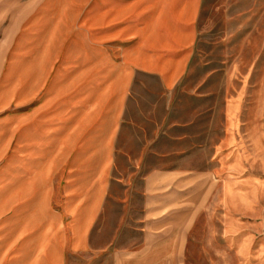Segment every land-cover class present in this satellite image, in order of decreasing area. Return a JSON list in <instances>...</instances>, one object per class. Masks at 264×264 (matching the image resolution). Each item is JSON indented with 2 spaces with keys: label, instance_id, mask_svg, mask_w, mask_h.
Instances as JSON below:
<instances>
[{
  "label": "crops",
  "instance_id": "obj_1",
  "mask_svg": "<svg viewBox=\"0 0 264 264\" xmlns=\"http://www.w3.org/2000/svg\"><path fill=\"white\" fill-rule=\"evenodd\" d=\"M56 3L64 22L49 25L56 54H39L31 74L18 75L15 116L0 122V264H188L192 231L217 183L210 172L186 170L184 155L151 151L134 162L139 219L128 198L130 213L99 236L108 203L122 200L112 190L126 188L116 142L128 85L141 75L165 92L176 87L201 0Z\"/></svg>",
  "mask_w": 264,
  "mask_h": 264
},
{
  "label": "rangeland",
  "instance_id": "obj_2",
  "mask_svg": "<svg viewBox=\"0 0 264 264\" xmlns=\"http://www.w3.org/2000/svg\"><path fill=\"white\" fill-rule=\"evenodd\" d=\"M54 1L0 0V122L15 116L18 75L31 74L39 54H56L59 41L48 29L63 13ZM196 33L173 90L141 75L128 85L116 142L126 188L112 190L122 200L108 203L99 237L111 236L130 211L139 219L142 173L130 169L134 162L151 151L175 161L184 155L186 170L210 172L217 183L192 231L187 263L264 264V0H201Z\"/></svg>",
  "mask_w": 264,
  "mask_h": 264
}]
</instances>
